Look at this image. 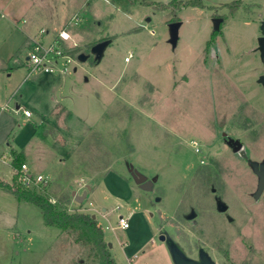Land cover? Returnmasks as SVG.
<instances>
[{"label":"rangeland","instance_id":"obj_1","mask_svg":"<svg viewBox=\"0 0 264 264\" xmlns=\"http://www.w3.org/2000/svg\"><path fill=\"white\" fill-rule=\"evenodd\" d=\"M149 1L34 0L26 14L32 29L48 28L42 41L49 45L66 28L71 37L61 55L71 61L65 72L57 70L60 59L53 72L28 76L26 66H15L8 99L0 100V180H13L11 146L25 149L23 162L48 181L38 190L70 212L96 214L117 264H174L159 239L163 227L192 257L203 246L217 264H264V191L254 196L258 175L249 162H264V59L257 50L264 0ZM217 16L224 18L218 31ZM175 20L182 24L174 47ZM106 38L98 61L91 47ZM47 75L57 85L49 94L74 114L59 104L46 131L32 136L34 124L20 110L45 107ZM224 132L243 142L247 158ZM129 165L157 176L152 190L140 188ZM75 190L87 191L83 202ZM121 214L129 228L120 226ZM75 239L0 186V264H93Z\"/></svg>","mask_w":264,"mask_h":264},{"label":"crops","instance_id":"obj_2","mask_svg":"<svg viewBox=\"0 0 264 264\" xmlns=\"http://www.w3.org/2000/svg\"><path fill=\"white\" fill-rule=\"evenodd\" d=\"M33 5L34 0H0V34L3 37L0 40V100L8 99V97H6L5 95L6 91L8 90L7 87L12 86L13 73L15 69H17L16 67L26 66L28 68L27 76L30 73L33 74V71L30 70L27 61L28 55L25 57V59H22L19 54L23 46L26 44V42L30 41V44H28L30 48L35 39H40L42 41V38H44L45 34L48 32V28H45L44 26H39L40 28L38 32H35V30L32 29V17L26 16V14L29 13L30 10H32ZM4 14L7 17V20L2 19ZM56 38L57 36L55 37V39ZM45 72L41 71L39 73ZM43 77L47 78L48 94L53 93L54 86L57 87V85H55V82L53 81L54 78L51 75ZM33 102L35 101L33 100ZM59 104L68 107L70 113L72 115L74 114L73 110L70 109L68 105L61 102L58 97L53 96V94L47 95L46 105L44 108L34 106V109H31L30 106H25L26 108L24 109H30L31 115H25L23 109L20 110L21 115L25 117L26 121H30L34 124L33 131L35 132H33L32 136L38 135L39 131H46V127L44 126L45 119L47 120L50 118L51 114L56 111ZM19 107L20 105L17 104L16 109H19ZM35 112H37L38 114V118L36 119L32 118ZM10 150L11 154L13 151L23 152L26 160V152L24 151L25 149L21 150L15 146H11Z\"/></svg>","mask_w":264,"mask_h":264},{"label":"trees","instance_id":"obj_3","mask_svg":"<svg viewBox=\"0 0 264 264\" xmlns=\"http://www.w3.org/2000/svg\"><path fill=\"white\" fill-rule=\"evenodd\" d=\"M130 3L150 4L149 0H130ZM190 5H198L193 0ZM25 155L21 151L12 152V166L14 175L12 182L0 180V186L14 194L18 199L33 203L40 207L42 216L47 225L55 226L63 232L74 234L76 241L86 245L93 257V264H117L113 257L108 241L105 239V232L97 218L92 213L83 211H68L64 205L55 204L51 197L42 194L38 188L45 190L47 182L26 184L22 181L21 165L24 163ZM32 175V179H33ZM96 261V262H95Z\"/></svg>","mask_w":264,"mask_h":264},{"label":"water","instance_id":"obj_4","mask_svg":"<svg viewBox=\"0 0 264 264\" xmlns=\"http://www.w3.org/2000/svg\"><path fill=\"white\" fill-rule=\"evenodd\" d=\"M149 20V18H148ZM224 18L221 16L213 17V28L218 31L220 25L223 22ZM182 24L181 20L171 21L169 23V41L175 47L179 40V28ZM110 38L99 40L94 43L91 47V53L95 55V58L99 61L103 55L106 47L110 43ZM262 59H264V20L261 22V35L258 37V47ZM89 57L87 53H80L78 55L79 60L86 61ZM258 81L264 86V73L260 75ZM226 137L227 144L235 152H239L241 156L248 157L246 150L244 149L243 142L238 139L228 135L226 132L223 133ZM249 162L258 175V187L254 193V196L258 198L264 191V162H259L256 160L249 159ZM129 171L134 178L135 182L144 190H152L154 183L157 181V176L148 178L147 175L136 169L134 166H128ZM90 188V187H89ZM213 191H216V188H213ZM87 194L85 191L83 194H77L76 190L73 191V196L76 198V201L83 202ZM217 208L220 212H226L229 208V205L219 196L216 197ZM93 218H96V214H92ZM196 217V212L191 211L187 218L194 219ZM159 239L164 241L169 249L170 255L174 264H217L212 255L206 250L203 246H199L197 257L190 256L183 246L178 242L164 227L159 232ZM109 247L112 246V243L108 242Z\"/></svg>","mask_w":264,"mask_h":264},{"label":"built area","instance_id":"obj_5","mask_svg":"<svg viewBox=\"0 0 264 264\" xmlns=\"http://www.w3.org/2000/svg\"><path fill=\"white\" fill-rule=\"evenodd\" d=\"M80 17L78 15L73 16V21L75 23L79 22ZM71 37L70 32L65 28L61 29L58 33V37L49 45H45L43 41L40 39H35L32 44V48L28 53V64L30 70H37V71H46V72H53L55 70L54 65L60 59H65L63 66L58 67V71L65 72L67 69V64L71 61L70 55H61L63 48H61V42L69 40ZM132 56V53L130 54ZM61 56H63L61 58ZM129 57H126V60H129ZM25 115H31L30 109H23ZM194 145H197L196 141H193ZM199 151V148H197ZM197 151V152H198ZM21 172H22V181L26 184H31L32 182H47L46 177L41 174L32 179V174L29 171L26 163L21 165ZM119 206V205H117ZM119 224L122 228H128L130 226L129 216H125L121 214L119 216Z\"/></svg>","mask_w":264,"mask_h":264},{"label":"flooded vegetation","instance_id":"obj_6","mask_svg":"<svg viewBox=\"0 0 264 264\" xmlns=\"http://www.w3.org/2000/svg\"><path fill=\"white\" fill-rule=\"evenodd\" d=\"M101 40H103V39H101ZM198 249H199V247H198Z\"/></svg>","mask_w":264,"mask_h":264}]
</instances>
